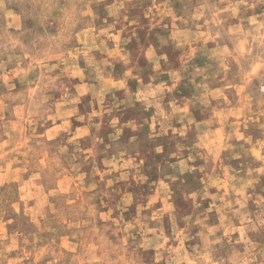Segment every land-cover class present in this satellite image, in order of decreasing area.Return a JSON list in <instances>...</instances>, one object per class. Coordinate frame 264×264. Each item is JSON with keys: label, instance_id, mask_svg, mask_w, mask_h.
Listing matches in <instances>:
<instances>
[{"label": "rangeland", "instance_id": "obj_1", "mask_svg": "<svg viewBox=\"0 0 264 264\" xmlns=\"http://www.w3.org/2000/svg\"><path fill=\"white\" fill-rule=\"evenodd\" d=\"M107 2L116 3L117 0ZM154 3L156 7L153 6ZM235 3L236 0H127L125 8L120 10V23H117L108 37L101 39L105 41L108 52L119 51L120 56L127 55L130 63L125 65L119 56H108L107 52H101L98 48L88 50V58H93L97 62L102 59L109 61L104 74L107 80V74L111 73L112 88L104 96L103 105L87 91L88 87L95 88L99 83L90 78V70L81 71L80 75L75 74L76 68L81 70L86 68V59L83 55L73 52L69 46L68 59H75L77 63L73 66L65 61L67 70L72 72V75L64 79H70L75 85L74 88H70L72 93L78 95L77 89H85L84 95L80 97V103L77 104L79 113L84 115L93 110L100 113L94 118L95 123L101 124L99 133H96L95 129L90 132L99 135L104 141L98 146L97 171L100 173L105 171V166L101 163L105 156L111 159L119 152L125 153L124 159L116 164L117 171L109 173L106 177L112 181L109 189L110 198L103 197L101 201V198L97 197L89 201V196L92 195L88 191L89 184L77 183L78 178L75 176H65L63 182L58 185L66 186L65 195L73 197L70 202L78 203L81 212L86 207L88 211H92V205H95L101 217L105 215L109 217L108 221L100 220L92 230L99 232L104 226L111 225L109 232L100 236V243L105 245L101 249L102 252L107 251V244L115 240V237L110 235L112 229L117 227L123 229L118 235L124 242H130L132 237L140 239L139 225L131 230L128 226L137 218L149 217L152 219L148 221V228L155 229L162 225L166 247H179L183 243L185 249L190 251L198 243H203L197 235L200 232L199 225L189 226L186 234L191 239L177 240L173 243L171 236L177 230L184 231L185 216H192L193 220L197 217L203 220L205 213L208 219L204 223L209 228L219 229L216 232L217 237H224L221 244L214 246L217 256L230 254L233 247L241 252L245 249L246 244L243 240L245 233L239 229L244 228L248 221H251V225H257L255 231H246L248 241L257 248H264V226L258 225V218L264 219L262 215L264 204L258 203L264 200V172L259 171L262 162L254 155L259 152L264 156V149L261 148L264 144L262 128L264 93L260 91L264 85V66L255 65L253 71L248 61L233 51L237 45L247 50L245 41L236 37H242L243 32L250 30L251 26L246 18L254 14L252 10L246 12L241 9L237 16H231L228 5ZM165 4L173 15L165 16L163 19L159 15H156L155 19L147 15L149 11L155 14L158 9L162 10ZM201 4L208 5V8L204 9L205 14L199 19H189L194 16L195 9ZM22 7L13 3L7 5L6 11H0V35H3L5 29L10 35L16 34L17 24L21 28L33 27L35 21L25 19L21 15ZM8 11L13 13L11 17L7 15ZM93 11L99 18L95 21L97 30H103L116 19L108 15L104 4L95 5ZM262 11L264 7L257 8L255 15L259 16ZM124 15L128 20L123 19ZM181 17L188 22L181 23L179 19ZM217 20L220 21L219 24L215 22ZM129 21L136 23L129 25ZM122 26H126L123 32L120 31ZM237 28L242 32H236ZM57 30L58 28L53 26L49 31L54 35ZM81 31L85 35L80 36L77 33V39L73 42L77 51L87 50L90 41L95 39L94 35L90 37L87 34V29ZM217 32L220 33L219 36L216 35ZM117 36L119 39L109 38ZM95 43L100 45L101 40L96 39ZM150 50L154 53L152 60L149 59ZM161 57H166V61L160 59ZM157 59L159 71L155 70ZM51 63H56V59ZM128 70H131L132 76L138 79L129 78L125 81L124 74ZM172 73L178 74L181 79L175 90L163 93L161 107L166 114L171 113L170 102L175 101L176 107L180 109L187 107L190 117L182 119L184 113L179 112L165 121L157 116L155 106L146 108V101L136 99L135 95L145 92L148 88L154 90L161 85L170 88L173 83ZM94 75L91 73V76ZM14 83L16 90H21L22 85L18 81ZM120 83H125V88L115 87ZM126 91L133 97L131 101H127ZM59 95L55 93L57 98ZM147 99L152 101L154 98ZM121 100L126 102L121 104ZM116 104H119V107H115ZM102 108H111L112 112L110 114L102 112ZM114 118L119 121L117 127L123 126L122 134L115 142L110 139L115 132L110 126V121ZM69 119L72 121L74 131L84 128L86 122L77 121L73 117ZM60 123L61 121L57 120L56 126ZM48 124H52L51 119ZM236 132L242 133L245 139H236L233 136L227 140L232 147L225 148V138ZM84 139L87 147H91L87 136ZM106 145H112L107 153L103 151ZM217 147L220 152L219 158L215 159L210 154V149ZM157 148H162L163 151L157 152ZM234 155H238V158H233ZM189 156L195 159L188 161ZM204 157H207V163ZM181 160L187 161L188 167L193 170L181 172ZM122 164H127L128 167L121 168ZM5 169L10 177L7 183L11 185L12 192H5L4 197L15 203L16 207L13 208L7 203L0 207V241L7 243L11 259L17 257L21 234L31 239L32 234L37 231L41 224V217L37 213L51 204V198H48L46 204L40 192L32 187L25 188L20 180L26 184L28 174L20 177L21 169L11 163L5 165L0 161V181L3 180ZM82 171L90 174L91 167H86ZM124 174L127 176L126 179L118 178ZM95 179L99 180L100 176L97 175ZM36 188H40V185ZM74 188L77 190L75 194L72 191ZM17 191L24 192L25 198L19 199L15 195ZM43 191L46 196L47 189ZM129 195L131 204L117 208L116 205L121 204L123 198ZM218 196L223 199H215ZM236 200H240L244 207L241 208L240 204L235 203ZM225 203L232 211H229V207H224ZM196 204L199 208L195 207ZM168 205L175 210L172 215H169ZM55 207L62 208L63 202H57ZM209 209L211 211H208ZM235 209H240L239 216L233 215ZM158 216L159 221L155 219ZM49 220L53 227H58L51 217ZM229 221L231 226L237 229L231 232V240L226 235ZM84 222L87 224V220ZM143 222L141 220V224ZM129 231L132 232V237L126 235ZM52 235L50 232L42 233L46 240ZM151 236L152 233L149 232L144 239L150 240ZM13 240H16L18 245L15 250L11 248ZM67 240L72 245L79 243L92 249L97 247L95 243H89L83 237L78 239L68 236ZM237 240L241 242L237 244ZM58 243L63 244V240ZM3 246L0 243V247ZM40 251L43 253L48 249L42 248ZM147 253L155 255L156 250L148 249Z\"/></svg>", "mask_w": 264, "mask_h": 264}, {"label": "clouds", "instance_id": "obj_2", "mask_svg": "<svg viewBox=\"0 0 264 264\" xmlns=\"http://www.w3.org/2000/svg\"><path fill=\"white\" fill-rule=\"evenodd\" d=\"M17 4L23 6L21 15L25 19H32L35 21L33 27L21 28L19 24L15 25L18 29L16 34L10 35L7 30H4L3 35H0V161L7 165L9 163L18 166L21 169L20 177L25 173L28 174V180L25 184L21 179L20 183L24 184L25 188L32 187L44 196V202L48 203V198H51V204L43 210L38 211L41 217V224L37 227V231L32 234V238L24 237L21 234L19 238V249L17 257L9 258V249L7 243L0 241L4 246L0 247V264H264V248H257L247 239L246 231H255L257 225H251V221L244 228L239 229L245 233L243 240L246 244L245 249L241 252L234 247L230 254L224 256H217L215 245L222 243L224 237H217L216 232L218 228H209L204 223L208 219L207 214L201 220L197 217L193 220L192 216H185V229L183 232L177 230L171 236L173 243L177 240L184 241L191 239L186 233L191 225H199L200 232L197 235L203 243H198L195 248L190 251L186 250L183 243L179 247H166L165 237L162 232V225L155 228H148L149 218H137V220L128 226L131 230L139 225L138 235L140 239L132 237V232L126 233L132 237L130 242H124L118 235L123 229L117 227L111 230L110 235L115 237V240L107 244V251L102 252L101 249L105 247L100 243V236L102 233L109 232L111 225L104 226L99 232H93L96 224L100 221H108V216L101 217L96 210L95 205H92V211H88L87 207L84 211H80V205L75 202H70L73 197L65 195L67 188L60 187L65 176L71 175L77 177V183L83 185L89 184L88 191L92 193L89 196V201L94 198H102L111 196L109 189L112 181L107 180L109 173L117 171L116 164L124 159V152H119L117 156L108 159L107 156L101 161L105 166V171L100 173L97 171L96 159L99 155L98 146L103 144V139L97 134H90L92 129L99 133L101 124L95 123L94 118L100 113L93 110L89 113L81 115L77 104L80 103V97L84 95L85 89H77L78 95L70 92V88H74L70 79L65 80V77H70L72 72L67 70L68 64L75 66L77 61L75 59H68L69 46L71 50L77 55H83L86 59V68L81 70L76 68L75 74L80 75L81 71L90 70V78L98 81L97 87H88L87 91L92 93L94 99L101 105L104 104V96L111 91V73H108V79H105L104 70L109 66L107 59L95 61L93 58H88V50L98 48L101 52H107L108 56H119L125 65L130 61L127 55L120 56V52H108L106 43L102 37H108L109 33L116 28L117 23H120V10L125 8L127 0H117L116 3H108L107 0H0V11H6L8 4ZM104 4L106 6L108 15L116 19L112 24H108L103 30L95 28V21L99 19L93 8L95 5ZM156 7L155 3L153 4ZM264 7V0H236L235 4H229L228 10L230 15L235 17L241 9L244 11H253L251 17H247L250 30L242 33V37L236 39H243L246 43L247 50H243L241 46L237 45L233 51L238 53L242 58L248 61L249 67L255 71V65L264 66V11L255 15L257 8ZM208 8L207 4H201L195 9L193 17L199 19L204 15V9ZM8 16H12L11 11L7 12ZM152 19L159 15L161 19L165 16L173 15L167 4L162 6V10L153 14L151 11L147 13ZM124 20H128L126 15ZM181 23H187L188 20L183 17L179 18ZM217 24L220 21H215ZM136 23V21H129V25ZM159 23V21L157 22ZM56 26L57 32L53 35L50 29ZM156 25H153L155 27ZM126 26H122L120 31L123 32ZM81 29H87V34L95 39L90 41L87 50L80 49L77 51L73 44L77 39V33L80 36L85 35ZM42 30V31H41ZM236 32H242L241 29H235ZM220 35L219 32L216 34ZM111 39H119V37H109ZM214 38V37H212ZM96 39H100V45L95 43ZM259 41L257 44L256 41ZM127 43V41H124ZM227 53V49H225ZM59 54V55H57ZM231 55V53H228ZM56 59V63H51ZM149 59H154V53L149 52ZM166 61V57H161ZM186 63V61H185ZM159 60H155V70L159 71ZM224 70L223 67L221 69ZM199 73V70H197ZM94 73V76H91ZM173 83L170 88H165L161 85L154 90L148 88L145 92H140L135 95L136 99L146 101V108L155 106L157 108V116L162 117L167 121L172 115L183 112L184 116L181 118L190 117L187 107L180 109L175 106V101L170 102L172 109L171 113L166 114L161 107L163 101V93L165 91L172 92L176 89L181 77L176 74H171ZM133 77L131 70L124 74V80ZM18 81L22 88L16 90V83ZM116 88H125V83L115 85ZM199 87V86H198ZM260 91L264 93V85L261 86ZM59 93V98L55 96ZM127 101H131L133 97L125 92ZM148 97H153L152 101H148ZM121 100L120 103H125ZM191 104V101L188 102ZM119 107V104L114 105ZM102 112L111 113V108H102ZM23 113V114H22ZM69 117H73L77 121L86 122L84 128L79 131L73 130L72 121ZM52 120L49 125L48 121ZM60 120V125L56 126V121ZM192 121L189 119V123ZM119 121L112 119L110 126L115 129L114 134L110 139L115 142L118 141L123 130V126L117 127ZM264 128V125H262ZM51 129V130H49ZM184 133H181L183 135ZM87 136L91 147L85 144V137ZM245 139L242 133H233L225 138V148L232 146L227 143L228 139ZM203 146V145H202ZM112 145H106L104 152L107 153L108 148ZM264 149V144L261 145ZM86 149V150H85ZM179 149V146H178ZM157 152L163 151L162 148H157ZM219 147L210 149V154L215 158H219ZM254 155L262 162V167L259 171L264 172V156L259 152ZM233 158H238L234 155ZM195 157L189 156L188 161L194 160ZM207 163V157H204ZM91 167L90 174H86L82 169ZM127 164H122L121 168H127ZM188 167V162L180 161V171H192ZM87 175V180L85 176ZM99 175L100 179L95 177ZM20 177H16L19 179ZM126 179L124 174L121 177ZM10 177L7 174V169L0 181V207L7 203L15 208L16 204L4 197L5 192H12V187L7 182ZM103 185L101 188L100 185ZM40 185V188H36ZM47 189L46 196L44 189ZM73 194L76 193L74 188ZM242 195V189L240 190ZM15 195L19 199L25 198V193L17 191ZM207 193L205 192V196ZM195 204V198L192 197ZM215 199H223V197H216ZM247 199V198H245ZM63 202V207H55L57 202ZM131 197L123 198L121 204L116 207L120 208L123 205L131 204ZM235 203L240 204L243 208L244 204L240 200ZM258 203L264 204V200ZM195 207L199 208L196 204ZM224 207H229L225 203ZM169 215L174 213L171 205H168ZM208 211H211L209 209ZM229 211H232L229 207ZM240 209L233 211L234 216H239ZM264 215V212H262ZM55 221L58 227H53L49 220ZM35 219V214L33 215ZM159 221V216L156 217ZM247 219V217H245ZM87 220V224H85ZM141 220L144 222L141 224ZM251 225V227H249ZM258 225L264 226V219L258 218ZM68 229L75 231L69 232ZM237 229L231 226L229 221L228 235L231 240V232ZM50 232L53 235L47 240L42 236V233ZM151 232L150 240L144 239L147 234ZM65 233L66 235H62ZM72 236L76 238L83 237L89 243H95L96 249L88 248L84 245H72L68 243L67 237ZM63 240V244L58 241ZM241 241L237 240L239 244ZM13 250L18 248L16 240L11 242ZM42 248H47V252L41 253ZM148 249H155V255H149ZM53 251L55 255H53Z\"/></svg>", "mask_w": 264, "mask_h": 264}]
</instances>
